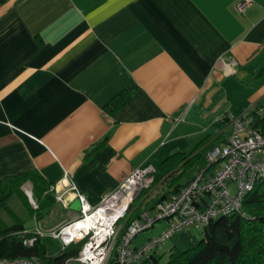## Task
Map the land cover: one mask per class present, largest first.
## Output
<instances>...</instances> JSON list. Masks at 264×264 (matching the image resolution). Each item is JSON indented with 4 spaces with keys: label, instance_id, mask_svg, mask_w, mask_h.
Here are the masks:
<instances>
[{
    "label": "crops",
    "instance_id": "0c3cea01",
    "mask_svg": "<svg viewBox=\"0 0 264 264\" xmlns=\"http://www.w3.org/2000/svg\"><path fill=\"white\" fill-rule=\"evenodd\" d=\"M239 1L1 2L0 179L36 170L56 184L68 169L95 205L136 166L158 171L172 151L226 142L231 116H264V0Z\"/></svg>",
    "mask_w": 264,
    "mask_h": 264
},
{
    "label": "built area",
    "instance_id": "2783aa9c",
    "mask_svg": "<svg viewBox=\"0 0 264 264\" xmlns=\"http://www.w3.org/2000/svg\"><path fill=\"white\" fill-rule=\"evenodd\" d=\"M251 0H240L237 9L243 12ZM252 109V108H251ZM186 111L176 121H183ZM262 117V108L253 107L239 116L229 118L230 131L226 142L212 146L205 157L208 166L198 171L175 193L155 200L152 207L139 211L121 232L128 219L131 205L145 189L154 183L153 165L136 166L114 189L106 192L92 205L71 176L64 170L63 177L51 188L57 202L69 208L68 199H79L81 209L74 218L51 229L37 224L26 230L33 236L24 239L32 245L37 238L48 234L62 243L59 253L77 245L75 253L63 264H140L155 248L177 232L190 233L191 227L203 229L211 220L241 210L245 194L264 177V127L254 126V117ZM233 186V188H232ZM30 201L37 208L32 192ZM147 195V194H146ZM165 220L167 227L149 238L140 247L132 246L136 235ZM0 264H42L37 257L3 258Z\"/></svg>",
    "mask_w": 264,
    "mask_h": 264
},
{
    "label": "trees",
    "instance_id": "16d2710c",
    "mask_svg": "<svg viewBox=\"0 0 264 264\" xmlns=\"http://www.w3.org/2000/svg\"><path fill=\"white\" fill-rule=\"evenodd\" d=\"M3 1L0 0V3ZM130 96L131 92L120 91L112 97L105 110L114 114ZM254 119V126L264 127V116ZM207 138L209 137H205L200 144L205 143ZM219 139L221 137L215 138L196 153L195 149L188 153L172 151L163 159L159 170L154 174L152 187L157 184H167V187L149 198V201H146L145 196L149 189L143 190L135 199L139 205L137 204L136 211L134 210L124 223L122 232L137 216L138 211L142 210L144 204L145 207H152L155 203H152V200L164 198L169 193L180 190L187 183L183 180L187 178L191 166ZM27 182L31 183L32 196L38 206L34 209L28 200H25L24 205L30 214H48L57 204L55 190L51 188L54 183L46 180L36 170H26L0 179V209L5 210L13 220L11 224H7L0 216V259L37 257L42 264H63L67 256L76 252V248L52 254L40 237L32 245L24 244L26 237L33 236L32 232L26 231L32 227H27L10 207L8 199L12 195L24 197L22 186ZM140 264H264V177L245 194L240 211L211 220L201 229L200 239L193 241L187 249L172 250L164 263L155 254H150Z\"/></svg>",
    "mask_w": 264,
    "mask_h": 264
},
{
    "label": "rangeland",
    "instance_id": "374dc122",
    "mask_svg": "<svg viewBox=\"0 0 264 264\" xmlns=\"http://www.w3.org/2000/svg\"><path fill=\"white\" fill-rule=\"evenodd\" d=\"M202 136L197 137V139H201ZM198 140V141H199ZM195 145V144H194ZM208 164L205 154L202 153L201 156L198 159V162L195 164L194 168L191 170L193 172L194 170H198V168L203 169ZM190 172V173H191ZM167 187V184L161 185L157 184L154 185L152 188H150L145 195L146 201H149V198L156 195L161 190L165 189ZM233 188V186H232ZM23 195L24 197H17L16 195H12L8 199V203L10 207L19 215V217L27 224L32 226H37V222L34 218V215L30 214L28 209L25 207L24 202L25 200H28V202L31 204V206L35 209L34 204L30 201L29 196L27 195V191L31 190V184L25 183L22 186ZM141 194V193H140ZM138 195V197L140 196ZM137 197V198H138ZM33 198V196H32ZM136 198V199H137ZM34 200V198H33ZM157 200V199H155ZM152 200V203L155 201ZM35 201V200H34ZM135 201V200H134ZM133 201V202H134ZM36 203V201H35ZM37 204V203H36ZM138 203L135 201L131 205V211L129 213V216L134 212L135 209H137ZM146 205L144 204L142 206V209ZM136 211V210H135ZM139 212V211H138ZM68 210L67 208L63 207L61 204H56L53 210L48 214H43L42 212H38L39 216H42L41 223L43 224L44 229H51L48 226L57 223L61 219L65 218L67 216ZM0 216L4 219V221L7 224H11L13 222L10 215L3 209H0ZM128 216V217H129ZM125 226V224H124ZM123 226V227H124ZM122 227V229H123ZM167 227V222L165 220L160 221L156 223V225L152 228L146 229L136 235L132 242V246L134 247H140L142 244H144L149 238L154 237L161 233L165 228ZM53 228V227H52ZM122 232V230H121ZM201 237V230L196 229L195 227H191L190 233H186L185 231L177 232L173 237L168 239L166 242L161 243L158 245L155 250L152 252V254H155L162 263L166 262L169 258V254L172 250H185L187 249L193 241H198ZM42 240L44 244L46 245L47 250L52 254H57L61 250L62 243L60 240L53 238L52 236L45 234L42 237ZM77 247V245L72 244L67 248V251Z\"/></svg>",
    "mask_w": 264,
    "mask_h": 264
},
{
    "label": "water",
    "instance_id": "95a60500",
    "mask_svg": "<svg viewBox=\"0 0 264 264\" xmlns=\"http://www.w3.org/2000/svg\"><path fill=\"white\" fill-rule=\"evenodd\" d=\"M66 204H68L69 208L75 212H79L81 209V202L77 198L66 200Z\"/></svg>",
    "mask_w": 264,
    "mask_h": 264
}]
</instances>
